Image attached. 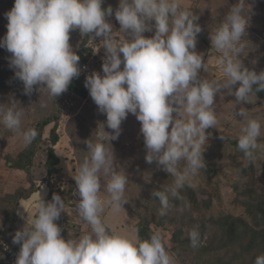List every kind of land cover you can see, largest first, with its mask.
<instances>
[{
  "label": "clouds",
  "instance_id": "clouds-1",
  "mask_svg": "<svg viewBox=\"0 0 264 264\" xmlns=\"http://www.w3.org/2000/svg\"><path fill=\"white\" fill-rule=\"evenodd\" d=\"M102 3L14 0L5 13L7 32L0 39V48L11 54L9 65L23 83L26 95L38 86V92L46 91L52 99L66 92L73 78L81 74L80 57L69 43L70 32L78 30L81 36H87L94 54L103 48V74L93 71L84 81L98 111L106 116L107 128L112 130L109 134L104 124L99 125V140H107L111 146L109 142L121 134L122 121L128 114L134 115L140 123L145 161L155 162L174 177L168 191L177 197L189 176L205 166L202 154L208 139L206 130L217 123V94L227 90L240 104L249 102L254 86L264 91V71L249 70L240 59L250 7L246 0H238L209 36L211 46L220 53L217 64L222 75L221 80L209 81L199 76L205 62L195 51L202 29L197 17L181 9L180 0H119L115 11L111 6L102 8ZM113 15L120 26L118 31L106 19ZM153 30L150 38L143 35ZM96 38L102 39L97 43ZM23 114V108L5 109L0 104V122L30 144L37 132L21 129ZM234 114L244 118L237 147L252 160L254 151L261 147V123L247 118L243 108ZM85 143L90 157L73 179L80 197L76 212L79 220L91 227V233L65 240L55 223L64 209L61 196L54 194L46 203L37 191L35 216L27 220L30 227L16 231L12 238L20 245L15 264H175L167 250L170 245L166 246L161 234L140 240L138 235L106 228L101 214L105 206L115 212L124 210L128 178L123 171L115 170L112 147L91 140ZM181 161L186 162L183 171L177 168ZM101 172L109 177L107 199L100 195ZM168 191L152 193L160 201V215L171 207ZM189 239L191 247H198L200 233L196 228L189 232ZM254 264H264V254L258 255Z\"/></svg>",
  "mask_w": 264,
  "mask_h": 264
},
{
  "label": "trees",
  "instance_id": "trees-1",
  "mask_svg": "<svg viewBox=\"0 0 264 264\" xmlns=\"http://www.w3.org/2000/svg\"><path fill=\"white\" fill-rule=\"evenodd\" d=\"M13 4L14 0H0V20L4 18L0 21V39L7 32L5 13ZM259 12H264L263 4ZM70 34L79 40L75 51L80 57L79 67L96 60L87 46L89 38L81 36L78 30ZM10 56L9 52L0 48V104L5 109L23 108L21 129L33 128L37 136L15 156L0 153V173L19 171L24 174V182L18 186L8 191L0 189V238L3 228H13L19 223L17 207L22 201L30 199L41 184H46L48 188V200H52L54 194L61 196L64 208L70 206L75 188V181L60 177L57 168L59 158L55 147L60 143L58 129L62 115L58 103L53 102L49 105L51 108L45 106L28 113L24 106L29 98L35 96V90L25 94L23 83L15 77L9 65ZM84 81L85 76L81 73L78 78H73L66 92L86 99L88 90ZM253 93L259 100L255 105L262 107L257 114L263 117L264 91H258L254 86ZM260 122L262 132L258 143L261 147L254 151L249 169L235 168L232 162H221L219 154L226 148L231 149V156L236 159L243 157L244 153L237 147L238 138L233 139L210 128L206 132L208 137L213 138L210 141L211 150L202 154L205 166L189 176L182 189H178L177 197H172L168 191L173 186L174 177L157 164L151 167L141 183L143 197L134 210L137 219L134 231L140 240L149 239L156 233L149 220L161 216L171 229L168 251L173 256L188 257V264H254L255 258L264 254V119ZM7 134L15 135L13 131ZM185 165L186 162L181 161L177 165L178 170L183 171ZM227 189L231 191V196L227 195ZM154 191H168L171 207L165 215H160L161 204L152 195ZM226 196L230 198L228 203L224 201ZM193 228L200 233L196 248L191 247L189 239Z\"/></svg>",
  "mask_w": 264,
  "mask_h": 264
},
{
  "label": "rangeland",
  "instance_id": "rangeland-1",
  "mask_svg": "<svg viewBox=\"0 0 264 264\" xmlns=\"http://www.w3.org/2000/svg\"><path fill=\"white\" fill-rule=\"evenodd\" d=\"M237 3L238 0H180L181 9L188 10L193 16L197 17L196 23H198L202 29L198 35L206 41H202L197 36L195 51L198 54H202L205 62V67L199 74L201 78H206L209 81L222 79L220 67L217 64V58L220 53L211 46L209 36L213 34L215 29L224 21L229 9ZM246 4L250 7L249 26L246 29L245 37L248 42L246 40L243 41L245 47L240 59L246 68L259 73L264 71V61L262 58L264 55V12L262 14L259 12L260 5L263 4L264 6V0H246ZM247 5H245V12L248 10ZM109 6L115 11L119 6V0H103L101 7L107 8ZM106 19L113 25V29H115V26L120 27L119 24H116L117 21L114 15ZM257 20H261V22L257 23ZM257 29L260 31L258 32ZM153 34L154 30L153 32H145L143 35L146 38H150ZM98 40L99 39L96 38V42H98ZM69 43L75 52L79 46L78 38L70 34ZM93 57H95L96 60H90L88 62L86 66L87 71L89 75H91V71L99 72L102 75L101 65L103 58H98V56L94 55ZM122 67L123 66H121V68ZM238 86L237 84L235 87ZM36 87L38 86H34L35 96L27 100L24 109L32 114L41 107L46 106V108H49L51 103H58L57 106L62 115L58 129L60 143L56 149V155L60 163H63L64 167H66L69 177L73 178L75 174L78 173L79 167L83 161L90 157V151L87 149L86 141L91 140L93 143H103L105 147L109 149L112 147L115 157V170L123 171L128 178V183L124 191V200H126L127 203L122 206L124 210L120 212H115L110 206H105L101 218L104 225L112 232L115 231L121 234L136 235L134 224L137 219L134 210L143 197L142 191L144 190L141 183L148 175L149 169L156 165L155 162L149 164L145 161L146 149L143 136L140 133V123L137 121L136 117L132 114H128L127 118L121 123V134L118 139L109 142L111 144L110 146L107 140H99V133L101 131L99 125L104 124V131L109 134L112 133V130L107 128L106 116L98 111L89 93L85 100H82L71 92H64L60 96L52 99L46 91L38 92ZM235 87L233 90H235ZM257 102H259L258 98L252 92L248 103L236 104L235 97L228 95L227 90H222L221 93L217 94L214 101L217 123L210 129L229 135L233 139L239 138L244 118L236 116L234 113L243 108L246 110L247 118H255L260 122L262 118L264 119V114L263 117L261 114H257L262 108L255 105ZM173 115L175 117L176 114L174 113ZM9 131L11 130L7 129L3 123L0 122V153L3 152L15 156L26 144L16 134H7ZM212 139L213 138L208 137L203 153L211 150L210 141ZM232 154L233 152L231 149L226 148L225 152L219 154V158L222 163L232 162L235 168L249 169L250 160L248 158L243 156L236 159L231 156ZM60 174L65 175V172L63 171ZM108 179L109 177L101 172L100 195L102 199L108 198V193L106 192ZM10 181H15V186L13 187H16L20 182H24V174L19 171H14L9 172L6 177L0 175V189L4 191L12 189L13 187L9 185ZM17 182L18 184H16ZM138 183H140V186H138ZM226 193L228 196H231V191L229 189L226 190ZM229 200L230 198L227 196L224 199L225 203H228ZM70 210L71 208H68V211ZM149 224L156 233L163 236L166 246H171L169 243L171 229L169 230V226L165 223L164 219L161 216H155L149 220ZM174 260L175 264H188V257L186 256H174Z\"/></svg>",
  "mask_w": 264,
  "mask_h": 264
},
{
  "label": "crops",
  "instance_id": "crops-1",
  "mask_svg": "<svg viewBox=\"0 0 264 264\" xmlns=\"http://www.w3.org/2000/svg\"><path fill=\"white\" fill-rule=\"evenodd\" d=\"M256 22L259 23V22H261V20H257ZM116 24H119V23L116 22ZM119 28L120 27L115 26L114 30L118 31ZM98 39H99L98 40V42H99L100 39H102V38H98ZM93 53L94 52H92V54ZM93 55L98 56V58H101V57L104 58L105 51L103 48H101L98 53H95ZM262 58L264 61V55ZM121 66H123V65H121ZM91 72H93V71H91ZM58 145L55 147L56 149H57ZM57 168L59 169L60 173L63 171L65 172V175L60 174V177H62L63 179H71L74 181V179L72 177H69V175L67 174L68 172L66 170V167H64L63 163H60V161H59ZM12 172H14V171H12ZM8 173L9 172H3V173H0V175L1 176L4 175V177H6L8 175ZM16 184H18V182ZM9 185H11L12 187L15 186V181H10ZM38 192H41L42 198L45 200L46 203L51 202V200H48V198H47L48 197V188H47L46 184H41L38 188ZM36 194H37V192L34 193L30 199H28L26 201H22L19 204V206L17 207V216L19 217V223L17 225H15L13 228L6 227V228H3V230L1 231L0 240L5 241L13 250H16L17 252H19L20 245L14 244L12 242V238L15 235L16 231L22 230L23 227H25V228L30 227V224L27 222V220L30 221L35 216L34 204H35ZM79 199H80V197L77 193L76 185H75L74 191L72 193V198L70 201V206L63 209V213H65V215H66L65 220H63L62 218L59 217V219L57 221H55V223L61 228V235L65 240H67L69 238H74V237L78 238L84 234H90L91 233V227L89 225H87L86 223L81 222L78 218V214L76 212V204L79 202ZM68 208H71V210L68 211ZM109 231L112 232L111 230H109Z\"/></svg>",
  "mask_w": 264,
  "mask_h": 264
},
{
  "label": "built area",
  "instance_id": "built-area-1",
  "mask_svg": "<svg viewBox=\"0 0 264 264\" xmlns=\"http://www.w3.org/2000/svg\"><path fill=\"white\" fill-rule=\"evenodd\" d=\"M87 46L92 52H94L92 45L88 43ZM81 73L85 77L89 75L86 65L81 66ZM60 217L65 220V213L62 212ZM17 255L18 252L16 250H13L5 241L0 240V264H15Z\"/></svg>",
  "mask_w": 264,
  "mask_h": 264
}]
</instances>
